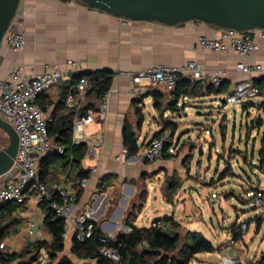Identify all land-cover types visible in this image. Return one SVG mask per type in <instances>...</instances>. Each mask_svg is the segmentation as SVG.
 Listing matches in <instances>:
<instances>
[{
    "label": "crops",
    "instance_id": "0c3cea01",
    "mask_svg": "<svg viewBox=\"0 0 264 264\" xmlns=\"http://www.w3.org/2000/svg\"><path fill=\"white\" fill-rule=\"evenodd\" d=\"M12 28L24 32L26 47L17 53L7 44L2 45L0 77H8L15 67L24 70L28 76L42 73L53 65L66 70L69 59L82 61L86 71L109 70L113 73L111 88L107 92L106 118L97 117L87 127L89 134L103 137V144L97 149L95 157L86 155L82 160V168L90 170V175L88 186L81 191L74 207L76 214H87L104 233L130 232L131 228L126 221L134 210L137 213L134 224L141 226L138 219L142 212L137 211V202L142 197L138 185L142 182L143 175L148 177L156 170H159L156 172L159 175L161 171L166 173L171 168H183L180 156H176L178 147L174 145L168 147V156L165 155L156 162L138 161L135 155L127 154L123 157V150L126 149L123 130L126 124L133 126L139 143L143 145L164 129L168 121L176 124V131L185 124L203 123L201 118L207 114V108H215L221 101L224 103L226 95L236 84L249 77L236 69L240 58L233 50L220 55L201 46V36L217 39L222 33V28L205 22L197 24L196 21H188L169 25L133 21L91 7L80 0H21ZM251 34L258 49L248 61L253 64L263 63L264 37L259 31ZM191 60L200 63L203 77L192 80L197 84L196 92L182 94L176 100V105L171 102L170 93L164 87L137 86L129 75L148 70L154 65L183 64ZM216 69L224 72V92L208 93L206 88L213 84L212 76ZM79 85L80 83L73 81L72 76H66L60 84L37 98L36 102L45 111L49 123L60 124L61 118L71 112L68 105L58 107V102L64 92L77 89ZM151 90H156V93L150 92ZM75 94L78 98V91ZM158 94H162L159 97L160 107L155 106V96ZM259 96L264 97V92ZM101 100L92 98L91 101L98 104ZM261 101L264 102L263 99ZM86 103L85 100L84 104ZM248 103L252 104L253 100L242 102L243 109ZM137 106L141 107L144 116L140 128L137 126ZM193 113L198 115L197 119L188 120ZM167 132L175 134L170 127L164 133ZM118 155L122 156L121 159L116 158ZM45 163L49 167L45 181L50 189L61 181L68 185H75L80 181L76 177V169L67 165L66 159L51 160L46 157ZM18 173L19 170L12 177ZM4 181L5 178H0V184ZM0 211V223L6 229L2 243H5L3 248L7 251H19L38 239L52 240L44 225L46 211L40 203L32 199L23 204L10 202L1 205ZM15 218L17 220L13 222ZM147 221L149 223L145 226L151 227L150 220ZM260 223L261 218L254 227L256 234L260 233ZM249 226L243 237L235 241L237 249L234 253L225 254L221 248L215 247L212 252L196 253L193 259L200 264H213L216 258L221 261L223 256H238L246 264H263L259 260L264 250L254 256L249 254L244 238ZM74 238V231L71 229L65 238L66 253H72ZM66 253L64 254L67 255ZM82 260L77 263L82 264L84 259ZM86 261L97 264L92 259Z\"/></svg>",
    "mask_w": 264,
    "mask_h": 264
},
{
    "label": "built area",
    "instance_id": "2783aa9c",
    "mask_svg": "<svg viewBox=\"0 0 264 264\" xmlns=\"http://www.w3.org/2000/svg\"><path fill=\"white\" fill-rule=\"evenodd\" d=\"M197 24L204 23L201 20H194ZM259 31L264 37V28L250 31H238L231 28L222 29L221 37L217 39L201 36L199 38L202 47L214 53L224 55L233 50L240 60L236 63V69L249 75L248 78L239 81L234 89L225 97V103L232 105L251 100L262 94L261 89L255 83V78L264 77V62L253 64L248 59L258 49V44L251 34ZM7 44L14 52H21L26 47V37L23 31L9 28L3 37V44ZM68 68L61 69L57 65L49 66L42 73L28 76L24 70L15 67L8 77H0V118L9 122L17 131L19 136L18 153L15 164L19 173L10 180L0 184V206L10 202L19 204L32 199L37 203L44 200L50 201V208L57 216L65 219V237L73 229L75 238L84 242L91 238L95 230V222L85 213L74 212V207L79 201L81 191L88 186V177L81 179L75 185H68L61 181L50 189L41 177L40 162L49 154L56 150L60 153L65 148L54 142L49 133V118L45 111L36 103V99L50 88L58 85L66 77L85 71L82 61L69 59ZM133 83L140 87H164L170 93L171 100H177L173 93L180 78L191 80L203 77V69L199 62L195 60L183 64H160L150 67L148 70L139 73H129ZM224 72L216 69L212 76V83L220 86L223 83ZM88 85L87 81H81L78 90V98L70 90L66 103L74 111L72 142L88 144L87 156L95 157L97 149L103 144L102 136H94L87 132V127L95 118L105 119L108 110L107 94L98 103L96 109H88L81 114V110L86 99ZM167 136L154 137L143 144L140 151L135 155L138 161L147 160L156 162L162 160L165 155V144ZM127 155V150H123ZM121 155L116 158L121 159ZM126 159V158H125ZM96 169H92L95 171ZM8 173L6 174V176ZM6 176H3L5 178ZM256 199L264 204V191H256ZM253 223V222H250ZM255 223V222H254ZM240 229H248L249 222L239 224ZM151 227H166L162 219L151 222ZM113 231L106 232L101 238L102 246L99 253L115 262L120 263L121 255L117 248L109 245V241L115 238ZM230 243H235L234 240ZM142 245H146L143 242ZM5 243H1L3 248ZM241 258L238 256H223L221 264H240Z\"/></svg>",
    "mask_w": 264,
    "mask_h": 264
},
{
    "label": "rangeland",
    "instance_id": "374dc122",
    "mask_svg": "<svg viewBox=\"0 0 264 264\" xmlns=\"http://www.w3.org/2000/svg\"><path fill=\"white\" fill-rule=\"evenodd\" d=\"M262 99L263 96H257L245 109L241 103L218 102L215 108H207V114L201 118L203 123L185 124L175 134H164L169 146L178 147L176 156H180L183 168H171L159 175L156 170L139 183V193L144 197L137 202V211L142 212L138 224L145 226L147 219L152 222L165 216L176 218L180 244L174 255L180 254L187 236L194 231L203 234L223 253H234L237 245L230 243L232 227L236 224V229H240L242 222H253L244 237L250 256L264 250V205L255 196L256 189L264 191ZM197 117L193 113L188 120ZM8 143L7 134L0 129V147ZM259 218L261 230L256 234L254 227ZM27 248L26 245L19 251ZM66 254L76 262L83 261L69 251ZM56 262L43 251L36 264ZM189 264L200 263L193 259ZM213 264L221 261L216 258ZM240 264L246 262L241 259Z\"/></svg>",
    "mask_w": 264,
    "mask_h": 264
},
{
    "label": "trees",
    "instance_id": "16d2710c",
    "mask_svg": "<svg viewBox=\"0 0 264 264\" xmlns=\"http://www.w3.org/2000/svg\"><path fill=\"white\" fill-rule=\"evenodd\" d=\"M72 79L74 82L80 83L81 81H87L86 101L83 105L81 114H84L88 109H96L98 104L92 102V98L102 99L111 88L113 73L109 70H97V71H82L78 74H73ZM255 83L259 86L262 92H264V77L255 78ZM197 84L189 78H180L173 91L176 98L182 94L195 93ZM224 86H215L209 84L206 88V92L221 93L224 92ZM78 90L74 89V93ZM150 92L156 93V90ZM68 91L64 92L58 107H66V99ZM44 94V93H43ZM162 94L155 96V106L160 107V98ZM37 100V99H36ZM175 105L177 101L171 100ZM37 103V102H36ZM137 126L140 128L144 116L140 106H137ZM73 118L74 111L62 117L60 124L49 123V133L54 142L58 145L64 146V152L60 153L56 150L49 152L40 162L41 177L45 181L46 176L49 173V167L46 166L47 159H66V164L70 165L72 169H76V177L84 179L89 177L90 170H84L82 168V160L87 154L88 144L81 142L74 144L72 142L73 134ZM176 124L174 122H166V127L159 131L154 137H160L164 135L167 127L171 128L172 132L176 131ZM124 144L128 155H136L142 145L139 143V138L136 130L132 125L126 124L123 130ZM153 137V138H154ZM169 143L166 141L165 151L168 156ZM147 161V160H146ZM146 176L143 175V179ZM258 189H256L257 191ZM144 197V194L142 195ZM141 197V198H142ZM144 203V201L142 202ZM8 205V204H7ZM43 210L46 211L44 218V225L46 230L51 234L52 240L38 239L31 244L27 245L28 248L25 251H7L5 248L0 247V264H36L40 261L42 252L45 251L50 260H57L56 264H79L64 254L65 251V219L57 216L55 211L50 208V201L44 200L40 203ZM139 209V207H138ZM137 218V213L132 211L127 219V224L130 226V232L119 231L115 238L110 240L109 245L117 248L121 255L120 263H115L99 253V247L103 244L101 238L105 236V233L101 230L100 226L95 223V230L91 238L84 242L78 241L76 238L73 240L72 253L80 259H84L82 264H92L87 262V259L95 260L97 264H188L196 253L199 252H212L215 250V246L212 241L206 238L199 232H190L187 236L188 239L184 243L179 255H174L180 244V234L177 231L179 222L174 219L173 216H165L162 218L166 223V227H146L136 226L134 224ZM17 218L13 219L15 222ZM260 222V218L257 220ZM238 228V225L232 227L233 240H239L243 237V232ZM6 236V229L0 223V244L3 242ZM146 242V245H142ZM26 253V254H25ZM16 262V263H15ZM259 262L264 264V251L261 255Z\"/></svg>",
    "mask_w": 264,
    "mask_h": 264
},
{
    "label": "water",
    "instance_id": "95a60500",
    "mask_svg": "<svg viewBox=\"0 0 264 264\" xmlns=\"http://www.w3.org/2000/svg\"><path fill=\"white\" fill-rule=\"evenodd\" d=\"M113 15L133 21L177 24L201 20L219 28L250 31L264 28V0H80ZM21 0H0V49L5 32L12 28ZM13 29V28H12ZM0 129L9 138L0 147V178L12 179L19 136L15 128L0 118Z\"/></svg>",
    "mask_w": 264,
    "mask_h": 264
}]
</instances>
